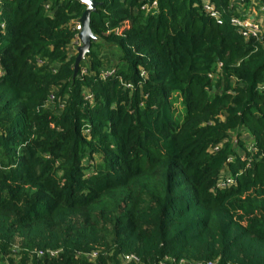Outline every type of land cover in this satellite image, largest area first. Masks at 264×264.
Here are the masks:
<instances>
[{
	"label": "trees",
	"instance_id": "16d2710c",
	"mask_svg": "<svg viewBox=\"0 0 264 264\" xmlns=\"http://www.w3.org/2000/svg\"><path fill=\"white\" fill-rule=\"evenodd\" d=\"M98 1L76 70L85 3L0 0V264H264V34L204 8L231 0Z\"/></svg>",
	"mask_w": 264,
	"mask_h": 264
},
{
	"label": "built area",
	"instance_id": "2783aa9c",
	"mask_svg": "<svg viewBox=\"0 0 264 264\" xmlns=\"http://www.w3.org/2000/svg\"><path fill=\"white\" fill-rule=\"evenodd\" d=\"M98 1V0H97ZM248 7V8H247ZM142 10L145 11L146 13H151L155 14L159 11V0H149L148 2L144 3L142 5ZM204 8L205 10L211 14L219 23H224V14L225 13H230L231 18H230V24L236 28V30L245 38H258L261 39L263 34H264V0H231L230 4L227 7H223V10H219L216 8V6L209 2L206 1L204 3ZM248 11H256L259 12V15H262L261 18L258 17H252L248 15ZM75 25V30L77 31L76 38L74 39L72 46L75 49L76 52H78L79 47L82 45L79 33L83 29V24L81 23L80 19L76 21ZM119 31V30H118ZM117 31V32H118ZM83 72H86V69H83ZM116 69L115 68H107L102 70L101 76L103 78L115 74ZM126 87H131V84H125ZM259 89L264 91V83H262L259 86ZM53 98V96H51ZM86 98L89 100H92V94L90 92H87ZM232 141L234 144H238V138L234 134L232 137ZM223 144L216 145L212 151H218L221 149ZM250 151L257 152V148L255 147H250ZM234 157H229L228 162L233 161ZM252 161V158L249 159L247 163V167L250 166ZM227 175V174H226ZM235 183L234 178L231 176L227 175L226 177L223 176V172L221 173V176L219 177L217 181V186L219 188L231 186ZM60 250L58 249H46V250H39L37 252V255L42 257L44 255H49L51 257L56 256ZM13 255L16 259H19L21 254L20 251L15 248L13 250ZM97 256V252H93L90 254V259H94ZM131 261H135L136 264H140V259L138 256L135 254H129L126 256H123L122 258V263L123 264H128ZM219 259L215 260H209L206 262L202 261H197V260H187V259H180L179 261L171 258L170 256H166L165 259L161 262V264H218ZM229 264H238L236 262H232Z\"/></svg>",
	"mask_w": 264,
	"mask_h": 264
},
{
	"label": "water",
	"instance_id": "95a60500",
	"mask_svg": "<svg viewBox=\"0 0 264 264\" xmlns=\"http://www.w3.org/2000/svg\"><path fill=\"white\" fill-rule=\"evenodd\" d=\"M81 2L87 5L83 15L80 18L81 23L83 24V29L79 33V37L81 39L82 45L79 48V53L75 62V69L77 70L81 60L84 59L86 54L89 52L92 44V30H91V15L93 12L97 11V7L100 2L97 0H81Z\"/></svg>",
	"mask_w": 264,
	"mask_h": 264
},
{
	"label": "rangeland",
	"instance_id": "374dc122",
	"mask_svg": "<svg viewBox=\"0 0 264 264\" xmlns=\"http://www.w3.org/2000/svg\"><path fill=\"white\" fill-rule=\"evenodd\" d=\"M98 40H99L98 44L103 45L102 48H106L105 51L109 54V55H107V57L104 56L105 59L107 58L108 62H110V59H111L110 56H115V57H119V56H120V55L116 52V50H114L113 48H109L108 45H106V47H105V43H104L102 40H100V39H98ZM107 49H108V50H107ZM113 51H114V52H113ZM113 62H117V59H116V58L113 59ZM243 134H244V133H243Z\"/></svg>",
	"mask_w": 264,
	"mask_h": 264
},
{
	"label": "crops",
	"instance_id": "0c3cea01",
	"mask_svg": "<svg viewBox=\"0 0 264 264\" xmlns=\"http://www.w3.org/2000/svg\"><path fill=\"white\" fill-rule=\"evenodd\" d=\"M248 8V7H247ZM248 15L249 16H252V17H258V18H261L262 17V15H259V12H256V11H253V12H251V11H248ZM81 40V39H80ZM82 43V42H81ZM107 45V44H106ZM106 45H105V47H106ZM109 46V48H111L112 46H110V45H108ZM80 48V47H79ZM113 48V47H112ZM105 49L106 48H103V51H102V54H103V56H106L107 57V55H109L106 51H105ZM114 50H115V48H113ZM108 50V49H107ZM78 52H79V49H78ZM114 52V51H113ZM111 57V61L113 62V59H115L116 57L115 56H110ZM113 63H115V62H113Z\"/></svg>",
	"mask_w": 264,
	"mask_h": 264
}]
</instances>
